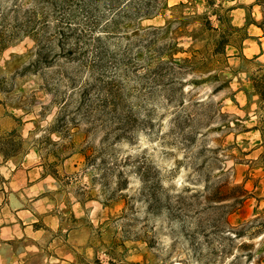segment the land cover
Masks as SVG:
<instances>
[{
	"label": "rangeland",
	"instance_id": "374dc122",
	"mask_svg": "<svg viewBox=\"0 0 264 264\" xmlns=\"http://www.w3.org/2000/svg\"><path fill=\"white\" fill-rule=\"evenodd\" d=\"M262 4L0 0V264H264Z\"/></svg>",
	"mask_w": 264,
	"mask_h": 264
},
{
	"label": "trees",
	"instance_id": "16d2710c",
	"mask_svg": "<svg viewBox=\"0 0 264 264\" xmlns=\"http://www.w3.org/2000/svg\"><path fill=\"white\" fill-rule=\"evenodd\" d=\"M262 1L263 0H258V5L263 6ZM214 15L216 16L217 23L219 24L220 29H222V32L220 33L218 39L216 41H214L215 47L213 50V55L214 56L224 55L226 47L228 45H230V41H229L230 37H229L228 31L237 32V31H239V28L232 27V26L228 25L227 22H229V20L225 19L224 17L219 15V13L214 12ZM225 24L227 25L226 28L223 27ZM207 26H208V28H211L212 30H214L211 27L209 22L207 23ZM258 26L264 30V27L262 25L258 24ZM259 83L262 85L263 89L262 90L256 89V93L258 94L261 102L264 104V76H262L259 79ZM5 90H6V87H4L3 81H1L0 82V93L4 92ZM261 133H262V142H263L262 146L264 148V132H263V129H262ZM260 158L264 161V150H263V153L261 154Z\"/></svg>",
	"mask_w": 264,
	"mask_h": 264
},
{
	"label": "crops",
	"instance_id": "0c3cea01",
	"mask_svg": "<svg viewBox=\"0 0 264 264\" xmlns=\"http://www.w3.org/2000/svg\"><path fill=\"white\" fill-rule=\"evenodd\" d=\"M262 34V33H261ZM260 34V35H261ZM260 35H257V36H260ZM257 38V37H256ZM264 39V38H263ZM258 41H262V39L261 38H259V39H257ZM248 42V43H247ZM244 45H252V40L251 39H247V40H244ZM257 46H258V44H257ZM259 47V46H258ZM262 56H264V53L263 54H261L260 55V57H262ZM34 170L35 169H24V171L23 172H20V173H22L23 174V176H24V178H27V177H29L30 176V174H32V172H34ZM264 174V173H263ZM264 176V175H263ZM260 183H264V180H262V181H260ZM24 225V224H23ZM11 239H13V238H11ZM52 257H49V260H50V263L52 262ZM58 262V261H57ZM59 263H61V264H63L64 262H59Z\"/></svg>",
	"mask_w": 264,
	"mask_h": 264
}]
</instances>
